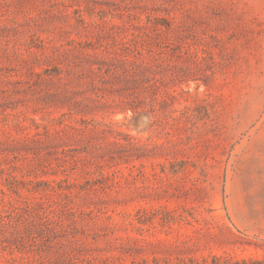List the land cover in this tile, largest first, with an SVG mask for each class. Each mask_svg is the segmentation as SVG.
<instances>
[{
  "label": "rangeland",
  "instance_id": "374dc122",
  "mask_svg": "<svg viewBox=\"0 0 264 264\" xmlns=\"http://www.w3.org/2000/svg\"><path fill=\"white\" fill-rule=\"evenodd\" d=\"M0 264H264V0H0Z\"/></svg>",
  "mask_w": 264,
  "mask_h": 264
}]
</instances>
